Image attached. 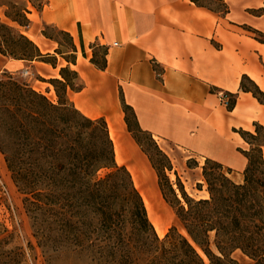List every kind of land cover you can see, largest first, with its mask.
I'll use <instances>...</instances> for the list:
<instances>
[{
  "label": "trees",
  "instance_id": "trees-1",
  "mask_svg": "<svg viewBox=\"0 0 264 264\" xmlns=\"http://www.w3.org/2000/svg\"><path fill=\"white\" fill-rule=\"evenodd\" d=\"M192 1L221 14L229 11L226 0ZM0 5L10 7L6 2ZM12 8L5 9V15L20 26H28L31 20L26 5L15 2ZM250 11L262 15L264 6ZM49 27L67 37L66 45L72 57L65 55L61 48L65 43L50 32ZM244 27L264 42V30L247 24ZM43 32L58 41L55 49L58 54L75 60L77 45L68 31L45 25ZM81 48L85 53L82 41ZM0 52L8 57L40 59L57 65L56 53H43L21 28L1 17ZM106 53L107 49L103 48L95 51L93 62L104 68ZM60 74L65 80L43 78L55 86L56 100L15 78L0 80V97L15 101L0 103L4 108L0 132L10 137L18 136L24 153L44 157L17 161L8 154L3 143L0 145L13 179L25 194L24 202L37 225L42 245L51 243L56 251H62L60 248L65 246L64 250L79 254L90 247L95 250L96 246V254L108 264H240L232 257L236 249L251 257L252 264H264L263 124L255 122V132L238 129L251 143L249 150H243L248 164L241 182L229 175L232 168L206 158L203 175L210 196L197 199L182 187L180 197L169 179L163 180L159 174L163 197L176 206L177 215L188 232L184 229L185 235L172 226L161 237L148 216L144 198L131 172L116 161L106 119L88 117L69 99L68 85L79 87L74 82L77 72L62 66ZM241 89L252 91L264 103V91L247 74L242 76ZM228 94V107L232 109L237 94ZM123 107L129 130L147 153L137 134L145 131L139 126L133 108L124 101ZM102 168L109 171L101 177L98 171ZM166 184L175 202L169 198ZM182 199L187 205L182 204ZM1 241L0 252L7 257L0 259V264H14L15 250L1 249Z\"/></svg>",
  "mask_w": 264,
  "mask_h": 264
},
{
  "label": "crops",
  "instance_id": "crops-1",
  "mask_svg": "<svg viewBox=\"0 0 264 264\" xmlns=\"http://www.w3.org/2000/svg\"><path fill=\"white\" fill-rule=\"evenodd\" d=\"M226 2L229 11L221 14L192 0H27L28 26L10 20L0 5V17L21 28L43 53L57 54L59 46L44 34L45 25L68 31L77 45L75 60L59 56L56 66L0 52V79L7 70L28 68L65 80L60 68L75 70L79 87L68 85L71 102L88 117H104L109 133L111 127L118 130L123 146L131 149L118 164L129 169L140 161L152 174L151 185L145 170H139V190L162 192L149 155L129 130L123 101L144 131L197 158L221 162L240 176L248 164L243 150L251 143L238 129L255 132V122L264 125V103L241 89L247 74L264 91V42L244 27L264 30V14L249 10L264 6V0ZM101 48L107 49L104 68L92 60ZM220 92L237 94L232 109Z\"/></svg>",
  "mask_w": 264,
  "mask_h": 264
},
{
  "label": "rangeland",
  "instance_id": "rangeland-1",
  "mask_svg": "<svg viewBox=\"0 0 264 264\" xmlns=\"http://www.w3.org/2000/svg\"><path fill=\"white\" fill-rule=\"evenodd\" d=\"M31 1L36 4H40L43 0ZM0 2H6L10 5V7L8 8L7 5H4L5 9L12 10V4L16 2L18 5L24 6L26 5L27 0H0ZM48 29L50 32L58 35L65 43V45L61 47L62 50L65 51V55L67 57H72L71 51L66 45L68 41L67 37L63 34L57 33L54 28L49 27ZM59 56L61 57L62 55L57 53V59H54L56 62L59 61ZM10 77L22 82H26L36 90L47 95L49 98L56 100L55 86L52 83V85H50L43 82V78L49 79L52 78L51 76L45 77L36 73L23 75L21 72H13L10 70L5 71L1 75V79H10ZM0 103L11 104L15 103V101L9 97H0ZM2 107L3 104L0 107V116L4 113V108ZM130 115L131 119L134 121L131 113ZM137 134L143 145V148L149 155L151 164L155 169V173H157V181H159V177L161 175L163 180H165L167 177L180 197H182L180 189L181 187L190 196L197 199L210 196L207 188V182L203 175V166L206 159L197 158L190 151L181 147H177L173 143L163 139H158L149 132H137ZM263 136L264 135H262V137ZM1 143H3L4 148L8 151V154L17 161L20 159L44 158L37 155L24 153L22 151L23 145L21 139L18 136L10 137L2 131L0 132V145ZM130 155L131 153L128 157H130ZM136 166L137 163H135L134 167ZM139 170L141 169L138 168V173ZM108 171V168H102L98 171V176L102 177ZM229 175L237 182L243 181L244 178L243 173H241L239 176V174L234 171L229 172ZM144 179L152 185L153 177L148 170H146ZM142 191L148 196L152 195L153 197L152 216L157 221H160L161 224L163 223L162 225L165 227V232L163 235H161V237L165 236L172 226L177 227L180 232L186 235V228L177 215L176 206L173 203L166 201L162 195V192L159 190L156 192L154 189H140V192ZM166 192L168 193L172 202H175L174 195L169 190L167 184ZM24 198L25 194L19 189L12 177L11 170L8 168L6 154L0 148V224L2 225L0 233V239H2L1 249L15 250L13 253L14 264H108L103 263L101 261L102 259L98 257L99 255L96 254L95 251L97 250L96 246L93 247L95 250H92V247H90L89 249L82 250L79 254L75 251L68 252L67 250H64L66 249L65 246L64 248H60L62 251H56L51 243L49 245H42L39 242L37 225L34 224L33 217L31 216L29 209L26 207ZM182 204L187 205L184 199H182ZM151 222L153 223L152 220ZM211 235L213 240L214 231L211 232ZM213 248L216 250L214 245ZM199 250L203 253L200 248ZM5 257L7 256H5V254L2 255V252H0V259ZM232 257L237 259L240 264H252L254 262L251 257L243 253V251L240 249L233 251Z\"/></svg>",
  "mask_w": 264,
  "mask_h": 264
},
{
  "label": "bare ground",
  "instance_id": "bare-ground-1",
  "mask_svg": "<svg viewBox=\"0 0 264 264\" xmlns=\"http://www.w3.org/2000/svg\"><path fill=\"white\" fill-rule=\"evenodd\" d=\"M110 136L112 137V139L114 140V148H115V157L116 160L118 162H123L125 161L126 158H128L129 154L131 153V149L128 146H123L120 137H119V133L118 130H116L114 127H111L110 129ZM130 152V153H129ZM138 168L140 169H144V163L138 161L137 162V166L132 168L130 167V171L133 175L135 184L138 186L139 185V177H138ZM146 173V170H145ZM147 207V211L149 214V217L151 218V220L153 221L155 228L158 232V234L161 236L163 235V233L165 232V227L164 225L161 224L160 221H157L153 216H152V211H153V197L148 196L147 194H145V192H141Z\"/></svg>",
  "mask_w": 264,
  "mask_h": 264
},
{
  "label": "built area",
  "instance_id": "built-area-1",
  "mask_svg": "<svg viewBox=\"0 0 264 264\" xmlns=\"http://www.w3.org/2000/svg\"><path fill=\"white\" fill-rule=\"evenodd\" d=\"M23 75H30L31 74V71L26 68L23 70ZM220 96L222 98V101L226 104V105H229L230 104V95H228L227 93H224V92H220Z\"/></svg>",
  "mask_w": 264,
  "mask_h": 264
}]
</instances>
